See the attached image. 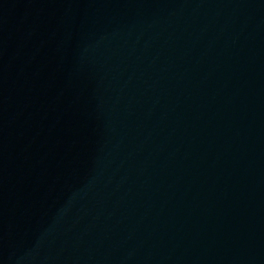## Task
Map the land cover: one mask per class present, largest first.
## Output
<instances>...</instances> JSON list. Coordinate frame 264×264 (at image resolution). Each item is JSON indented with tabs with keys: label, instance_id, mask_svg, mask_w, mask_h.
Listing matches in <instances>:
<instances>
[{
	"label": "water",
	"instance_id": "water-1",
	"mask_svg": "<svg viewBox=\"0 0 264 264\" xmlns=\"http://www.w3.org/2000/svg\"><path fill=\"white\" fill-rule=\"evenodd\" d=\"M0 264H264V0H0Z\"/></svg>",
	"mask_w": 264,
	"mask_h": 264
}]
</instances>
